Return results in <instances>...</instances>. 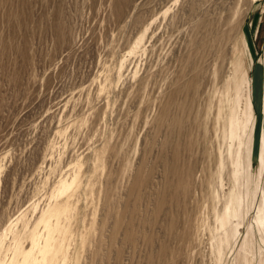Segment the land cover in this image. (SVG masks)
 I'll return each instance as SVG.
<instances>
[{
  "label": "rangeland",
  "instance_id": "obj_1",
  "mask_svg": "<svg viewBox=\"0 0 264 264\" xmlns=\"http://www.w3.org/2000/svg\"><path fill=\"white\" fill-rule=\"evenodd\" d=\"M33 259L264 264V0H0V264Z\"/></svg>",
  "mask_w": 264,
  "mask_h": 264
},
{
  "label": "bare ground",
  "instance_id": "obj_2",
  "mask_svg": "<svg viewBox=\"0 0 264 264\" xmlns=\"http://www.w3.org/2000/svg\"><path fill=\"white\" fill-rule=\"evenodd\" d=\"M125 11L123 9H121L120 11L117 12L118 17H122L124 15ZM41 252H45L44 248L40 249ZM30 264H44V260L41 259H33L32 262Z\"/></svg>",
  "mask_w": 264,
  "mask_h": 264
}]
</instances>
